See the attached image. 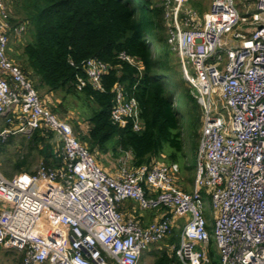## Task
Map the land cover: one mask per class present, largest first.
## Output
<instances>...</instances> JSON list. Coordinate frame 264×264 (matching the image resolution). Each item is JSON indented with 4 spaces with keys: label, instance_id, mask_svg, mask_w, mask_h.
<instances>
[{
    "label": "built area",
    "instance_id": "2783aa9c",
    "mask_svg": "<svg viewBox=\"0 0 264 264\" xmlns=\"http://www.w3.org/2000/svg\"><path fill=\"white\" fill-rule=\"evenodd\" d=\"M185 1L159 5L166 42L200 107L191 192L177 163L132 166L125 153L116 171L106 172L8 56L11 28L0 1V145L45 127L61 158L57 169L40 162L32 173L0 174V250L22 256L20 264H139L174 229L172 264H217L213 243L219 264H264V0H248L254 10L243 15L234 0H211L202 14ZM23 31L16 26L13 36L20 39ZM122 58L142 70L140 62ZM107 70L95 59L84 65L95 88ZM113 91L111 120L140 131L136 99L120 86ZM127 202L151 221L134 206L124 210Z\"/></svg>",
    "mask_w": 264,
    "mask_h": 264
},
{
    "label": "trees",
    "instance_id": "16d2710c",
    "mask_svg": "<svg viewBox=\"0 0 264 264\" xmlns=\"http://www.w3.org/2000/svg\"><path fill=\"white\" fill-rule=\"evenodd\" d=\"M10 1L13 11H7L6 20L12 30L8 31L7 54L52 113L56 114L59 101L39 93L52 96L60 92L76 101L72 103L87 130L81 131L78 118L62 119L70 123L74 135L96 162L95 153H111L118 159L129 153L132 166H142L163 154L170 163L178 164L180 173H192L193 166L185 159L184 139L187 137L195 162L200 107L173 65L175 53L166 42L164 8L159 0ZM189 4L203 13L197 0H190ZM19 25L24 26V31L17 39L13 28ZM152 40L158 49L152 48ZM122 54L140 62L142 70L123 59ZM89 59L108 66L100 77V88L92 86L85 74L84 65ZM78 78L84 82L81 88ZM116 86L138 102L140 131H133L131 122L120 128L111 120ZM49 132L45 127L33 132L27 140L28 148L36 151L41 163L57 169L61 158L53 149V133ZM10 141L0 145V154ZM14 168L16 174L32 173L24 160L15 161ZM183 188L186 191L185 184ZM178 236L179 229H174L168 240ZM151 251L152 264L175 262L165 249ZM21 259L18 255L14 263L20 264Z\"/></svg>",
    "mask_w": 264,
    "mask_h": 264
},
{
    "label": "rangeland",
    "instance_id": "374dc122",
    "mask_svg": "<svg viewBox=\"0 0 264 264\" xmlns=\"http://www.w3.org/2000/svg\"><path fill=\"white\" fill-rule=\"evenodd\" d=\"M0 1L2 2V4L4 5V8L6 10L5 15H6L7 11H8V13L13 11V5H12L10 0H0ZM189 1L190 0H186L185 4H186V6L191 8ZM197 2L199 3L201 8H203V6H204L205 9H206V7L208 9L211 0H197ZM234 2H235V6H236L237 10L239 11V13L241 15H243L245 11L250 12V11L254 10V8L252 7V4H248V0H234ZM24 42L25 41L23 38L22 43H24ZM151 46L154 50L158 49L157 43L154 40H152ZM10 49H11V47H10ZM172 58H173V65L175 66V70L177 72H179V76H180L181 67H180L179 60L175 57V55H172ZM10 59L14 63H16L12 58H10ZM44 93L45 92L39 93V95L40 96L47 95L48 97H50L51 100H58L59 101L57 103L56 114L54 113L57 116V118H60V120H63L62 118H67V117L71 120L78 118L80 121L79 128L81 129V131L84 133L87 130V124H86V122H84L82 120V117L80 115H79L80 116V118H79L77 111L74 108L75 106L72 103V102H76V101H74L71 96H67L64 93H60V92H57V94L54 93L52 96L49 93H46V94H44ZM63 95H64V97H63ZM176 98L178 99L177 94H176ZM77 110L80 111V108L79 109L77 108ZM180 110H183V109L180 108ZM80 112H82V111H80ZM63 121L66 122L65 119ZM66 123L70 125L69 122H66ZM4 126H5V123L0 122V128H3ZM182 127H183L184 132L187 133L186 127L183 123H182ZM12 137L13 138H11V141H10V138H8L6 140V142H8V141H10V142H9V144H7L4 147L3 152L0 154V174L6 178H9L11 176L16 175L15 168H14V162L19 161V160H24L28 166V170L30 172H35L37 167L40 165V160L37 157L36 151H34V150L29 151L27 140L30 137L22 136V135H15ZM199 138H200V129H199ZM50 141L54 146L53 149H55L56 142H55V138H54L53 134H52V137L50 138ZM6 142L4 144H6ZM184 142H185V159L190 165L193 166V169H192V173H181L180 177H181V181L186 186V191L191 192L192 191V182H193V177H194V170H195V162L193 159H191V156H190L187 137L184 139ZM198 143H199V140H198ZM94 156L96 157L97 162L102 166V168L106 172L113 174L116 171L118 157H114L111 153H107V154L95 153ZM155 159H156V161H163L165 163H170L166 157L162 158L161 155H159V157H157ZM204 202H205V211L208 214H211V212L209 211V208L207 206L208 200L204 199ZM133 206L135 207V210H136L137 206L133 202H131V203L127 202V203L123 204L121 207H123L124 210L125 209L128 210V209L133 208ZM121 209L122 208H120V210ZM135 214L140 216L142 219H144L145 221H148V222H150L151 219L153 218V216L151 214H149L148 212H140V211L136 210ZM178 239L179 238H177L176 240H173V241H171V240L169 241L168 239L161 241L158 244L157 248H151V250H154L156 252L159 250H163V249H165L166 251H170V246L172 244H175V246L178 245ZM151 250L149 252H143L141 259L139 261V264H152L154 257L152 256ZM171 251H170V253L173 254ZM210 251L214 254L216 263L219 264V254H218V251H217L214 243L210 245ZM17 259H18L17 253L5 252L4 250H0V264H15L14 262Z\"/></svg>",
    "mask_w": 264,
    "mask_h": 264
},
{
    "label": "crops",
    "instance_id": "0c3cea01",
    "mask_svg": "<svg viewBox=\"0 0 264 264\" xmlns=\"http://www.w3.org/2000/svg\"><path fill=\"white\" fill-rule=\"evenodd\" d=\"M209 8V7H208ZM203 13L205 12V11H207L208 9H207V7H206V9H205V7L203 6Z\"/></svg>",
    "mask_w": 264,
    "mask_h": 264
}]
</instances>
